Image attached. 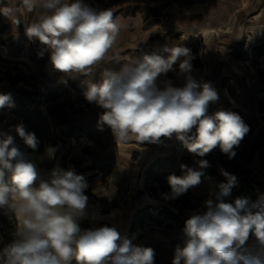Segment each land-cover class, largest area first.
Listing matches in <instances>:
<instances>
[{
  "label": "rangeland",
  "instance_id": "374dc122",
  "mask_svg": "<svg viewBox=\"0 0 264 264\" xmlns=\"http://www.w3.org/2000/svg\"><path fill=\"white\" fill-rule=\"evenodd\" d=\"M84 2L110 9L125 27L91 76H68L53 67L46 46L26 36V26L38 12H27L22 0H0V94H10L14 105L0 108V139L11 136L36 164L41 179L54 169L84 178L88 201L77 218L82 230L114 227L132 245L152 248L154 264H172L175 249L186 239L185 221L206 211L205 201L222 199L219 181L208 175L171 198L168 177L183 176L181 165L200 172L228 168V160L238 157L236 165L264 183V0ZM5 9L13 10V20L3 14ZM174 45L190 50L191 77L218 93L207 114L233 112L248 126L231 159L217 147L203 157L190 153L176 134L157 143H117L112 130L99 123L104 109L86 100L88 81H98L105 69L119 72L132 58ZM174 68L158 79L159 90L185 86L178 63ZM18 125L35 134V150L24 145ZM201 160L208 166L201 167ZM10 176L5 173L6 180ZM257 191L264 196V189ZM17 225L14 212L0 209V251L15 239ZM244 247L264 250L251 234Z\"/></svg>",
  "mask_w": 264,
  "mask_h": 264
},
{
  "label": "clouds",
  "instance_id": "9594fccd",
  "mask_svg": "<svg viewBox=\"0 0 264 264\" xmlns=\"http://www.w3.org/2000/svg\"><path fill=\"white\" fill-rule=\"evenodd\" d=\"M29 13L38 12L26 26V36L50 52L53 67L68 75L91 76L105 59L125 25L110 9H97L84 0H22ZM3 14L13 20L12 9ZM19 23V20H15ZM190 50L180 45L132 58L119 72L105 69L98 81L89 80L84 95L104 109L99 123L107 125L117 143H157L160 137H176L190 153L203 157L217 146L229 157L249 131L233 112L207 114L218 100L209 83L192 77ZM186 78L181 88L161 91L157 81L169 71ZM14 106L10 94H0V108ZM193 129L195 131L193 132ZM16 132L27 148L35 150L38 139L23 125ZM54 150L48 149L51 158ZM201 167L208 162L201 160ZM184 175L168 177L171 198L201 182L202 173L181 165ZM11 174L5 179V173ZM220 196L230 194L236 178L227 172ZM38 182V183H37ZM87 183L73 171L54 169L41 179L37 166L13 138L0 139V209L14 212L18 221L15 239L0 251V264H154V250L132 245L114 227L82 230L77 222L87 205ZM167 198V197H166ZM205 201L206 211L185 221L186 239L175 249L172 264H264V250L248 251L250 234L264 246V199L249 206L243 198L234 204ZM255 209V211H253Z\"/></svg>",
  "mask_w": 264,
  "mask_h": 264
},
{
  "label": "trees",
  "instance_id": "16d2710c",
  "mask_svg": "<svg viewBox=\"0 0 264 264\" xmlns=\"http://www.w3.org/2000/svg\"><path fill=\"white\" fill-rule=\"evenodd\" d=\"M219 149L220 147L217 146L216 151H219ZM235 159L237 162L238 157L233 158V160H228L230 164L228 168L220 166L217 168L208 167L205 168L206 170H200V172L202 173L201 178L206 175L213 176L219 181L220 185L222 183H227V178L225 177V175H223V173H229L236 178V182L231 188L230 194L222 197L223 202L234 204L236 199L243 198L246 199L249 206H251L259 200L264 199V196H261L257 191L258 188L264 189V183L258 180L255 174H253L250 170H244L240 166L236 165V162H234ZM231 163H233L234 165H231ZM253 211H255V209H253ZM182 225L184 224L179 223L178 227Z\"/></svg>",
  "mask_w": 264,
  "mask_h": 264
}]
</instances>
